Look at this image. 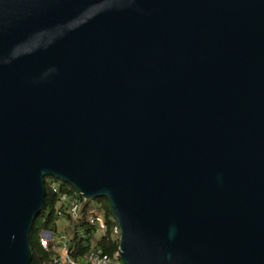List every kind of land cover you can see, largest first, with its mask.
<instances>
[{
    "label": "water",
    "instance_id": "obj_1",
    "mask_svg": "<svg viewBox=\"0 0 264 264\" xmlns=\"http://www.w3.org/2000/svg\"><path fill=\"white\" fill-rule=\"evenodd\" d=\"M47 176L124 264H264V0H0V264Z\"/></svg>",
    "mask_w": 264,
    "mask_h": 264
},
{
    "label": "built area",
    "instance_id": "obj_2",
    "mask_svg": "<svg viewBox=\"0 0 264 264\" xmlns=\"http://www.w3.org/2000/svg\"><path fill=\"white\" fill-rule=\"evenodd\" d=\"M51 190L57 194L55 214L57 216L56 231L44 230L41 232V243L44 247L50 244L53 253L47 264H124L119 254L121 229L115 217L107 215L104 206L97 201H92L87 211H82V204L87 200L81 193L60 190V183L50 181ZM85 219L81 225V220ZM59 220L64 223L59 224ZM72 220L76 233L84 236L89 233L100 240L107 237L110 243L116 246L112 252H107L102 246L90 248L88 253L79 257L75 256L76 245L71 241L66 228Z\"/></svg>",
    "mask_w": 264,
    "mask_h": 264
},
{
    "label": "trees",
    "instance_id": "obj_3",
    "mask_svg": "<svg viewBox=\"0 0 264 264\" xmlns=\"http://www.w3.org/2000/svg\"><path fill=\"white\" fill-rule=\"evenodd\" d=\"M57 181L60 183V190L66 192H74L76 191L69 184L63 183L61 180L47 176L45 177V201L43 210L39 213V215L34 219L30 230V247H31V261L29 264H47L51 260V255L53 253L50 248V244L47 247H44L40 241L41 232L44 230H51L52 232L56 231V222L57 216L55 214V205L57 201V194L51 190L50 182ZM103 199V198H102ZM106 199V198H104ZM97 199H87L82 204V211H87V208L90 206L92 201H97ZM107 200V199H106ZM98 202V201H97ZM106 210L107 215H112V212L108 206V204H102ZM85 219L81 220V225L84 223ZM70 225L66 228L67 233L70 236L71 241L76 245V254L75 256L79 257L81 255H85L88 253L90 248L95 246H102L105 251L112 252L116 249V246L110 243L107 237L102 238L100 240H96L87 229V233L84 236H80L76 233L75 225H73V221L70 220Z\"/></svg>",
    "mask_w": 264,
    "mask_h": 264
},
{
    "label": "rangeland",
    "instance_id": "obj_4",
    "mask_svg": "<svg viewBox=\"0 0 264 264\" xmlns=\"http://www.w3.org/2000/svg\"><path fill=\"white\" fill-rule=\"evenodd\" d=\"M97 201L100 202L101 204H108V201L106 199H104V198L103 199L102 198H98ZM40 241H41V239H40Z\"/></svg>",
    "mask_w": 264,
    "mask_h": 264
},
{
    "label": "crops",
    "instance_id": "obj_5",
    "mask_svg": "<svg viewBox=\"0 0 264 264\" xmlns=\"http://www.w3.org/2000/svg\"><path fill=\"white\" fill-rule=\"evenodd\" d=\"M58 222H59L60 224H61V223H64L62 220H59Z\"/></svg>",
    "mask_w": 264,
    "mask_h": 264
}]
</instances>
